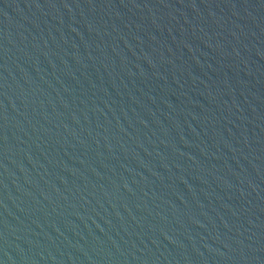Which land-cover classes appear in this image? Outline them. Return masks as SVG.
Wrapping results in <instances>:
<instances>
[{
	"label": "water",
	"instance_id": "95a60500",
	"mask_svg": "<svg viewBox=\"0 0 264 264\" xmlns=\"http://www.w3.org/2000/svg\"><path fill=\"white\" fill-rule=\"evenodd\" d=\"M0 264H264V0H0Z\"/></svg>",
	"mask_w": 264,
	"mask_h": 264
}]
</instances>
